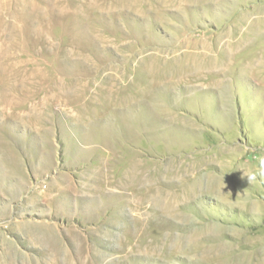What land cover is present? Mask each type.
Masks as SVG:
<instances>
[{"label": "rangeland", "instance_id": "rangeland-1", "mask_svg": "<svg viewBox=\"0 0 264 264\" xmlns=\"http://www.w3.org/2000/svg\"><path fill=\"white\" fill-rule=\"evenodd\" d=\"M261 160L264 0H0V264H264Z\"/></svg>", "mask_w": 264, "mask_h": 264}, {"label": "clouds", "instance_id": "clouds-1", "mask_svg": "<svg viewBox=\"0 0 264 264\" xmlns=\"http://www.w3.org/2000/svg\"><path fill=\"white\" fill-rule=\"evenodd\" d=\"M258 175L264 176V160H261L258 171L257 170H250L245 175V177L247 178V181H248L249 184H254L257 181V176ZM222 181H223V177H222ZM224 187H226V185L223 182V187L220 190L221 194H224V192H222V189Z\"/></svg>", "mask_w": 264, "mask_h": 264}]
</instances>
